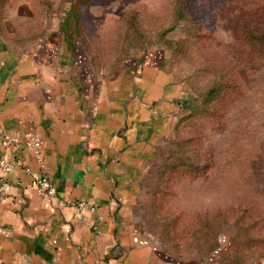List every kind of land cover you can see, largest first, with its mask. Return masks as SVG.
<instances>
[{"label": "crops", "instance_id": "crops-1", "mask_svg": "<svg viewBox=\"0 0 264 264\" xmlns=\"http://www.w3.org/2000/svg\"><path fill=\"white\" fill-rule=\"evenodd\" d=\"M61 3L0 0V24L17 25L0 29V133L21 139L5 149L15 164L0 177V264H226L169 254L145 226L143 179L183 91L161 49L145 53L134 75L100 79L59 30L65 17L39 15ZM24 133L40 139L39 159ZM38 170L57 197L37 192ZM67 198L95 208L75 212Z\"/></svg>", "mask_w": 264, "mask_h": 264}, {"label": "rangeland", "instance_id": "rangeland-1", "mask_svg": "<svg viewBox=\"0 0 264 264\" xmlns=\"http://www.w3.org/2000/svg\"><path fill=\"white\" fill-rule=\"evenodd\" d=\"M60 2L39 15L65 17L59 30L100 79L134 75L145 53L161 49L183 87L180 116L142 183L157 245L264 264V49L246 30H263L264 0Z\"/></svg>", "mask_w": 264, "mask_h": 264}, {"label": "built area", "instance_id": "built-area-1", "mask_svg": "<svg viewBox=\"0 0 264 264\" xmlns=\"http://www.w3.org/2000/svg\"><path fill=\"white\" fill-rule=\"evenodd\" d=\"M20 136L17 134H13L7 131H3L0 133V146L3 149L0 152V177H3L5 173L10 171L13 167L15 162L8 159L7 154L5 153V149L14 143L20 142ZM25 144L30 145L33 148V153L35 157L38 159L41 156L40 151V139L31 134V133H24L23 140ZM33 185L37 192L40 195L48 196V197H57L58 192L55 185L50 180L49 176L43 170H38L33 174ZM4 195V190L0 186V197ZM64 201L70 205L75 212H81L85 210H94L95 205L90 201L79 198V199H64ZM102 264V263H97Z\"/></svg>", "mask_w": 264, "mask_h": 264}, {"label": "trees", "instance_id": "trees-1", "mask_svg": "<svg viewBox=\"0 0 264 264\" xmlns=\"http://www.w3.org/2000/svg\"><path fill=\"white\" fill-rule=\"evenodd\" d=\"M247 33L250 34L252 40L258 44L260 47L264 49V28L260 30L258 33L253 30L246 29Z\"/></svg>", "mask_w": 264, "mask_h": 264}]
</instances>
